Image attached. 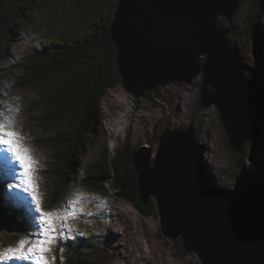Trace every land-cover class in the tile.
<instances>
[{
    "label": "rangeland",
    "instance_id": "obj_1",
    "mask_svg": "<svg viewBox=\"0 0 264 264\" xmlns=\"http://www.w3.org/2000/svg\"><path fill=\"white\" fill-rule=\"evenodd\" d=\"M30 1L35 10L28 14L31 20L28 31L14 35L6 45L9 53L6 60L0 57V120L4 116L13 119L14 130L25 137V146L38 161L35 178L38 191L46 197L44 210L59 209L63 205L67 211H73L72 200L77 198L78 193L85 194V198L76 206L83 211L68 217L67 223L72 231L64 229L65 235L57 243L56 247L63 251L50 254L56 258L55 264H69L71 247L78 244L75 240L87 234L100 236L92 250L97 264H201L195 254L185 252L180 239L164 237L153 197L146 206L148 213L144 215L119 195L113 183L104 184L105 190H100L80 182L74 190L64 193L60 165H54L57 154L51 144L58 134L72 133L75 121L65 119L61 123L42 125L40 119L45 108L42 105L36 108L35 105V102H39L37 90L42 84H35L30 89L18 88L17 74L20 73L16 72L14 61L30 51L41 49L57 35L69 34L77 29L83 23L84 12L90 3L88 0ZM239 1L241 7L233 19L227 21L219 17L216 27L238 47L243 67L255 72L264 66V13L256 20L258 12L253 0ZM2 9L5 13L11 10L6 6ZM253 22H256L255 27L252 26ZM254 29L259 48H256L253 40ZM3 45L0 44V53L5 50ZM203 62L204 59L200 58L199 63L202 65ZM202 83L200 75L190 85L176 82L138 99L126 92L122 83L108 89L100 103L99 138L94 145L87 147L82 167L87 168L96 162L104 145L108 149L111 166L119 152L125 150L133 154L141 146H148L152 157H155L158 141L165 130H184L192 126L200 151L201 178L205 185L226 195L248 192L246 185L254 186L253 178L264 176V145L253 147L254 160L238 159L230 148L216 107L204 108L200 104ZM247 83L245 81L246 86ZM134 100L137 102L134 103ZM262 129L258 135L260 140L264 139V123ZM8 169L9 164L0 160V173L8 175L10 183H16ZM256 191L264 199V189ZM10 192H18L21 197L26 195L19 189H5V193ZM7 194L3 195L4 200H7ZM28 222V238L35 239L32 235L35 228ZM25 234L3 231L0 234V251L15 248ZM6 264H32V261L11 259Z\"/></svg>",
    "mask_w": 264,
    "mask_h": 264
},
{
    "label": "water",
    "instance_id": "obj_2",
    "mask_svg": "<svg viewBox=\"0 0 264 264\" xmlns=\"http://www.w3.org/2000/svg\"><path fill=\"white\" fill-rule=\"evenodd\" d=\"M240 7L239 0H119L109 30L126 92L138 99L201 75L200 104L216 107L236 154L252 139L255 123L238 47L216 19L231 21ZM197 143L189 126L165 130L155 157L148 146L137 148L139 200L147 206L155 199L164 237L180 239L201 264H264V199L255 191L210 190Z\"/></svg>",
    "mask_w": 264,
    "mask_h": 264
},
{
    "label": "trees",
    "instance_id": "obj_3",
    "mask_svg": "<svg viewBox=\"0 0 264 264\" xmlns=\"http://www.w3.org/2000/svg\"><path fill=\"white\" fill-rule=\"evenodd\" d=\"M118 1L88 0L90 6L86 8L83 23L77 29L69 34L57 35L41 49L30 51L15 60L16 72L20 73L17 74L16 86L30 89L35 84H42L37 90L39 102H35L36 108L41 105L45 108L40 119L42 125L61 123L65 119L75 121L72 133L58 134L51 144L57 154L54 165H60L65 194L74 190L80 182L100 190H105L104 184L113 183L122 198L147 215L148 208L139 200L132 153L125 150L119 152L111 166L110 155L104 145L100 148L101 154L97 161L87 168L82 167L87 147L94 145L99 138L97 125L101 100L108 89L122 83L115 61L116 48L109 31ZM4 6L9 7L12 12L10 10L5 13L2 9ZM253 6L258 12V20L259 15L264 13V0H253ZM34 10L35 6L30 0H0V44H4L5 49L0 53L2 59L6 60L9 54L6 45H9L11 38L22 31H28L31 25L28 14ZM252 26L255 27L256 22ZM253 40L257 48L259 42L256 29ZM243 76L248 82L251 114L255 124L252 139L236 157L252 161L253 147L264 145V139L260 140L258 136L263 131L264 123V66H260L255 72L244 67ZM7 176L0 173V198H3L0 206V234L3 231L27 233L29 220L20 212L13 211L8 200H4L3 195L7 194L5 189L10 188ZM252 181L254 186L246 185L248 192L264 189L263 175L254 177ZM97 238L100 236L95 234L78 236L75 240L78 244L71 247L69 264H97L96 256L92 254Z\"/></svg>",
    "mask_w": 264,
    "mask_h": 264
},
{
    "label": "snow or ice",
    "instance_id": "obj_4",
    "mask_svg": "<svg viewBox=\"0 0 264 264\" xmlns=\"http://www.w3.org/2000/svg\"><path fill=\"white\" fill-rule=\"evenodd\" d=\"M13 125L14 121L9 116L0 120V160L9 164V175L17 181L10 183L9 187L19 189L26 195L21 197L18 192H10L7 200L13 211L20 212L33 224L35 231L32 235L36 238L29 239L26 233L15 248L0 251V264H6L11 259L28 260L32 264H55L56 258L50 254L57 250L63 251L56 247L57 243L64 237V229L72 231L67 223L68 217H74L76 212L83 211L76 206L85 198V194L78 193L77 198L72 200L73 211H67L63 205L59 209L44 210L46 197L38 191L35 178L38 161L25 146V137L15 131ZM2 203L3 198H0V206Z\"/></svg>",
    "mask_w": 264,
    "mask_h": 264
},
{
    "label": "bare ground",
    "instance_id": "obj_5",
    "mask_svg": "<svg viewBox=\"0 0 264 264\" xmlns=\"http://www.w3.org/2000/svg\"><path fill=\"white\" fill-rule=\"evenodd\" d=\"M197 146H198V143H197ZM200 160H201V156H200ZM202 181H204L203 179H202ZM208 187V186H207ZM209 188V187H208ZM210 190H212L211 188H209ZM213 191V190H212ZM213 192H215V191H213ZM255 192H257V191H255ZM215 193H219V192H215ZM221 194H223V193H221ZM223 195H226V194H223Z\"/></svg>",
    "mask_w": 264,
    "mask_h": 264
}]
</instances>
